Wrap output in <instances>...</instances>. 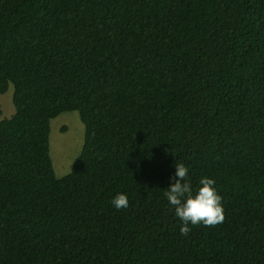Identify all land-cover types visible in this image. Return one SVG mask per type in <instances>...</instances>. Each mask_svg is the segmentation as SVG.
Segmentation results:
<instances>
[{
  "label": "trees",
  "instance_id": "1",
  "mask_svg": "<svg viewBox=\"0 0 264 264\" xmlns=\"http://www.w3.org/2000/svg\"><path fill=\"white\" fill-rule=\"evenodd\" d=\"M0 264H264V0H0ZM78 112L58 178L51 122ZM225 212L189 227L175 165ZM125 194L129 206L112 200Z\"/></svg>",
  "mask_w": 264,
  "mask_h": 264
},
{
  "label": "clouds",
  "instance_id": "2",
  "mask_svg": "<svg viewBox=\"0 0 264 264\" xmlns=\"http://www.w3.org/2000/svg\"><path fill=\"white\" fill-rule=\"evenodd\" d=\"M188 173V167L183 163H177L173 175L169 177L168 189L164 192V196L174 206L175 214L182 222L180 228L182 235H187L191 231L190 224L215 227L225 220L223 198L215 187V180L203 177L199 182L201 187L194 194L187 180ZM112 205L117 210L127 208L128 197L125 194H117L112 200Z\"/></svg>",
  "mask_w": 264,
  "mask_h": 264
},
{
  "label": "rangeland",
  "instance_id": "3",
  "mask_svg": "<svg viewBox=\"0 0 264 264\" xmlns=\"http://www.w3.org/2000/svg\"><path fill=\"white\" fill-rule=\"evenodd\" d=\"M13 86L0 94V122L11 118L15 112ZM85 140V126L78 112H66L51 122L50 155L58 178L68 175L81 155Z\"/></svg>",
  "mask_w": 264,
  "mask_h": 264
}]
</instances>
